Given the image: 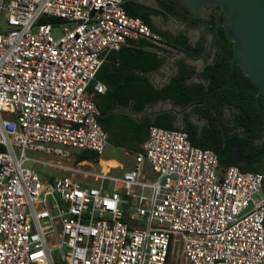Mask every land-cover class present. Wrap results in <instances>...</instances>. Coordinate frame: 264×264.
I'll return each instance as SVG.
<instances>
[{"label": "built area", "instance_id": "obj_1", "mask_svg": "<svg viewBox=\"0 0 264 264\" xmlns=\"http://www.w3.org/2000/svg\"><path fill=\"white\" fill-rule=\"evenodd\" d=\"M0 22V264H169L177 238L183 264H264L263 173L156 125L121 175L73 158L110 144L88 92L105 55L165 46L124 0H0Z\"/></svg>", "mask_w": 264, "mask_h": 264}, {"label": "crops", "instance_id": "obj_2", "mask_svg": "<svg viewBox=\"0 0 264 264\" xmlns=\"http://www.w3.org/2000/svg\"><path fill=\"white\" fill-rule=\"evenodd\" d=\"M124 1L132 9L145 14L159 31L174 37L186 36L193 45L205 39L208 47L211 33L207 32L205 24L194 25L188 21L185 13L189 9L182 0ZM169 9H174L179 15L171 16ZM165 48L144 41L129 42L105 55L96 80L106 87V91L96 92L95 83H92L88 92L100 111L101 125L109 136V146L113 150L107 157H103L104 153L96 160L81 161L88 165L86 168L110 171L114 175L131 169L134 165L133 152L142 150L148 138V132H142L138 126L148 119L154 121L162 113H169L178 128H185L190 123L198 126L201 132L208 126V120L198 111L199 104L183 107L171 102V99H160L146 104L141 111L135 110V101L141 98V94L149 88L160 90L170 83L178 72L177 63L180 60L195 67L198 72L214 60V52L208 51L209 55L203 59L191 60L173 49L170 51L169 47L166 48L168 50ZM195 76L190 82H202L198 75ZM78 153L75 152V155Z\"/></svg>", "mask_w": 264, "mask_h": 264}, {"label": "trees", "instance_id": "obj_3", "mask_svg": "<svg viewBox=\"0 0 264 264\" xmlns=\"http://www.w3.org/2000/svg\"><path fill=\"white\" fill-rule=\"evenodd\" d=\"M124 8L129 16L141 18L153 32L159 34L163 39V44L166 48L169 47L170 51L178 47L194 57H199L207 52L208 47L205 39L193 45L186 36L174 37L159 31L150 23L145 14L132 9L126 1H124ZM169 14L174 17L179 15L174 9H169ZM185 16L190 18L192 14L187 10ZM224 19L225 13L222 8L214 6L207 18H202L200 21L205 24L207 32L212 33L216 24ZM40 22L60 23L58 20L46 17H42ZM234 45L235 43L228 38L227 29L221 26L215 39L214 46L217 50L214 60L208 63L202 71L197 72L195 67L180 60L177 63L178 72L168 85L160 90L149 88L141 94L139 100L135 101V110L137 111L143 110L146 104L160 99H171L183 107L189 104H199L198 111L208 120V126L201 132L198 126L190 123L185 128H178L169 113H162L154 121L149 119L143 121L138 129L141 127L142 132H149V127L156 125L167 129L182 130L188 134L193 146L210 149L217 155L221 170L237 166L244 172L264 174L263 167H253L246 161V159H252L257 152L264 150V96L256 95L258 86L238 65L235 66L229 79L230 60ZM166 48L165 50H168ZM195 75L205 80L208 85L206 86L202 82H190ZM91 85L89 89L92 88ZM224 104L239 110L237 119L239 126L244 129V137L238 132L231 135L227 130L222 131L217 127L216 121L222 115V105ZM99 121L101 123L100 118ZM256 140H261V143L256 144ZM234 147L240 150L239 158L235 157ZM98 157L96 153L90 151H82L75 155L77 162L96 160Z\"/></svg>", "mask_w": 264, "mask_h": 264}, {"label": "water", "instance_id": "obj_4", "mask_svg": "<svg viewBox=\"0 0 264 264\" xmlns=\"http://www.w3.org/2000/svg\"><path fill=\"white\" fill-rule=\"evenodd\" d=\"M182 1L196 17H200L211 6H220L222 8L225 13V19L217 23L211 33L209 52L212 53L214 51L218 29L224 26L227 29L228 38L235 43L230 60L229 79L235 66L238 65L258 86L256 95L264 96V0ZM173 50L186 55L191 60L203 59L209 55L208 52L199 57H194L184 49L176 47ZM200 80L204 85H208L205 80ZM171 102L173 101L171 100Z\"/></svg>", "mask_w": 264, "mask_h": 264}, {"label": "flooded vegetation", "instance_id": "obj_5", "mask_svg": "<svg viewBox=\"0 0 264 264\" xmlns=\"http://www.w3.org/2000/svg\"><path fill=\"white\" fill-rule=\"evenodd\" d=\"M213 8L214 6L207 8L206 12L204 14H201L200 17H196L195 14H193L192 17L188 19V21L193 23L194 25L203 24L200 20L203 17L206 19L209 13L212 12ZM216 50L217 48L214 46V51H213L214 57H215ZM208 51H209V45H208V50L206 53H208ZM238 114H239V110L236 108H233L231 105H228V104L222 105V115L217 118L218 128H221L222 131L227 130L231 135L234 132H238L244 137L245 136L244 129L238 124V119H237ZM255 143L259 144L261 143V140H256ZM239 151L240 150L237 147H234L233 152L235 154V157L237 158H239ZM246 161L249 165L253 167H263L264 168V150L257 152L252 159H246ZM263 186H264V182H263Z\"/></svg>", "mask_w": 264, "mask_h": 264}, {"label": "rangeland", "instance_id": "obj_6", "mask_svg": "<svg viewBox=\"0 0 264 264\" xmlns=\"http://www.w3.org/2000/svg\"><path fill=\"white\" fill-rule=\"evenodd\" d=\"M63 27L64 25H56L54 27V30H53V37L54 38H59L62 34V30H63ZM7 28V25L5 22H0V31H4L6 30ZM113 150V147L109 146L106 148V152L105 154L103 155V157H107L108 156V153ZM74 154L73 153V158H74ZM39 174L41 176H44L46 174H49L52 172V170L48 169V168H42V167H38L37 168ZM260 194L256 195V197H259ZM175 244H176V248H175V251L174 253L172 254L171 256V259H170V263L169 264H183L184 262V245L181 241L180 238H177L176 241H175Z\"/></svg>", "mask_w": 264, "mask_h": 264}]
</instances>
